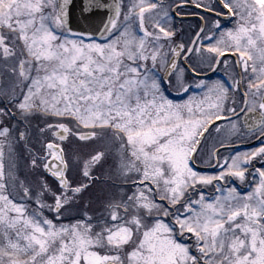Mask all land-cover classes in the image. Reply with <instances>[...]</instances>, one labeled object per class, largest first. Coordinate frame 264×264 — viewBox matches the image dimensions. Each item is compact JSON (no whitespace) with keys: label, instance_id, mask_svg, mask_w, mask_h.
<instances>
[{"label":"snow or ice","instance_id":"snow-or-ice-1","mask_svg":"<svg viewBox=\"0 0 264 264\" xmlns=\"http://www.w3.org/2000/svg\"><path fill=\"white\" fill-rule=\"evenodd\" d=\"M76 11L0 0V264H264V0Z\"/></svg>","mask_w":264,"mask_h":264},{"label":"water","instance_id":"water-1","mask_svg":"<svg viewBox=\"0 0 264 264\" xmlns=\"http://www.w3.org/2000/svg\"><path fill=\"white\" fill-rule=\"evenodd\" d=\"M80 3H81V0H76L77 11L75 12L74 17H73V20H72L73 26L74 27H77V28L84 27V22L78 19V17H79V6H80ZM188 19H195V18L194 17H190ZM212 74L213 73L209 74V76H211Z\"/></svg>","mask_w":264,"mask_h":264},{"label":"flooded vegetation","instance_id":"flooded-vegetation-1","mask_svg":"<svg viewBox=\"0 0 264 264\" xmlns=\"http://www.w3.org/2000/svg\"><path fill=\"white\" fill-rule=\"evenodd\" d=\"M195 20V19H194ZM194 20H191L190 22L194 21ZM193 26H194V23H193ZM210 74V73H209ZM213 78H218L217 76H215L214 74L212 75ZM174 95V94H173ZM243 147H248V145H244Z\"/></svg>","mask_w":264,"mask_h":264},{"label":"rangeland","instance_id":"rangeland-1","mask_svg":"<svg viewBox=\"0 0 264 264\" xmlns=\"http://www.w3.org/2000/svg\"><path fill=\"white\" fill-rule=\"evenodd\" d=\"M192 26H193V24H192ZM185 27H187V25H185ZM193 27H194V26H193ZM87 151H88L87 149L84 150L85 153H87Z\"/></svg>","mask_w":264,"mask_h":264}]
</instances>
